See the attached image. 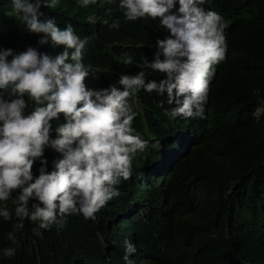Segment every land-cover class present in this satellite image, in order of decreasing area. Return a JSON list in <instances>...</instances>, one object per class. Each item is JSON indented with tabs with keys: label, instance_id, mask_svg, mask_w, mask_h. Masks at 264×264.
<instances>
[{
	"label": "trees",
	"instance_id": "16d2710c",
	"mask_svg": "<svg viewBox=\"0 0 264 264\" xmlns=\"http://www.w3.org/2000/svg\"><path fill=\"white\" fill-rule=\"evenodd\" d=\"M203 7L228 23L226 58L213 66L203 118L172 117L175 105L166 93L141 89L129 103L134 134L146 147L132 154L130 178L116 185L119 196L94 218L73 213L63 226L41 229L39 221L16 215L19 191L13 192L0 202L11 214L9 220L0 216V264H127L126 240L136 247L134 264H264V0H206ZM178 8L176 0L172 11ZM12 9V0H0V49L32 46L52 57L64 51L50 39L38 44L18 15H8ZM40 11L41 19H54L61 29L70 23L88 38L83 62L93 71L85 81L89 89L122 88L121 74L140 71L149 80L165 78L146 66L156 41L169 35L159 19L127 21L119 0L88 7L59 0ZM125 55L131 64L123 63ZM63 122L61 115L53 129ZM45 157L48 171L63 158L50 148ZM39 167L37 161L34 177ZM8 249L13 255L5 254Z\"/></svg>",
	"mask_w": 264,
	"mask_h": 264
},
{
	"label": "clouds",
	"instance_id": "9594fccd",
	"mask_svg": "<svg viewBox=\"0 0 264 264\" xmlns=\"http://www.w3.org/2000/svg\"><path fill=\"white\" fill-rule=\"evenodd\" d=\"M96 2L79 0L82 7ZM205 2L178 0L177 13L172 11L176 0H119L127 21L159 19V27L169 33L156 41L154 59L146 63L165 78L149 80L144 71L121 74L122 88L97 90L85 83L93 74L83 62L88 38L81 39L70 23L61 29L54 19H41V7L55 8L59 0H12L8 15H18L27 31L39 36L38 44L50 39L64 51L52 57L32 46L20 52L0 49V202L19 191L13 201L16 215L39 221L41 229L63 226V218L73 213L94 218L107 201L119 196L116 185L130 178L132 154L146 147L132 128V96L141 89L166 93L168 104L175 105L172 117L203 118L213 66L227 52L222 17L206 10ZM123 63L131 64L132 57L125 55ZM61 115L64 122L53 129L52 121ZM49 148L63 156L53 162L52 171L45 157ZM37 161L39 175L34 177ZM30 200L35 202L29 208ZM0 216L11 219L7 208H0ZM8 236L15 240L13 233ZM135 252L126 240L127 264H134L130 256Z\"/></svg>",
	"mask_w": 264,
	"mask_h": 264
},
{
	"label": "bare ground",
	"instance_id": "6f19581e",
	"mask_svg": "<svg viewBox=\"0 0 264 264\" xmlns=\"http://www.w3.org/2000/svg\"><path fill=\"white\" fill-rule=\"evenodd\" d=\"M99 3H100V2H99ZM81 19H82V18H81ZM226 24H228V23H226ZM226 24H224V25L226 26ZM212 80H213V79H212ZM212 84H213V83H212ZM210 85H211V84H210ZM211 86H212V85H211ZM210 90H211V89H210ZM208 95H209V94H208ZM209 97H210V96H209ZM210 100H211V99H210ZM204 105H205V104H204ZM162 106H163V105H162ZM208 108H209V107H208ZM180 117H181V116H180ZM157 121H158V120H157ZM174 121L176 122V120H174ZM178 121H179V120H178ZM178 121H177V122H178ZM183 121H184V120H183ZM193 121H194V120H193ZM193 121H192V122H193ZM179 122H180V121H179ZM180 123H181V122H180ZM171 124H172V123H171ZM174 124H175V123H174ZM174 124H173V126H174ZM177 124H179V123H177ZM177 124H176V125H177ZM182 125H184V124H182ZM177 126H178V125H177ZM168 127H169V126H168ZM171 127H172V126H171ZM195 127H196V126H195ZM203 127H204V126H203ZM199 132H200V131H199ZM200 134H201V133H200ZM158 155H159V154H158ZM131 173H132V172H131ZM168 212H169V211H168ZM9 227H10V226H9ZM9 229H10V228H9Z\"/></svg>",
	"mask_w": 264,
	"mask_h": 264
},
{
	"label": "rangeland",
	"instance_id": "374dc122",
	"mask_svg": "<svg viewBox=\"0 0 264 264\" xmlns=\"http://www.w3.org/2000/svg\"><path fill=\"white\" fill-rule=\"evenodd\" d=\"M157 143V141H155Z\"/></svg>",
	"mask_w": 264,
	"mask_h": 264
}]
</instances>
